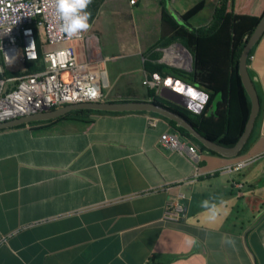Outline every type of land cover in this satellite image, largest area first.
Here are the masks:
<instances>
[{
	"label": "crops",
	"instance_id": "0c3cea01",
	"mask_svg": "<svg viewBox=\"0 0 264 264\" xmlns=\"http://www.w3.org/2000/svg\"><path fill=\"white\" fill-rule=\"evenodd\" d=\"M196 1L92 2L85 35L101 59L103 100L149 99L137 87L153 74L145 62L180 56L172 43L159 44L166 40L159 39L161 7L179 21ZM202 1L188 20L192 27L204 26L218 2ZM232 9L259 16L264 0H232ZM105 27L136 36L137 46L119 65L113 64L123 54L101 42L98 30ZM246 68L259 110L253 140L234 157L204 152L180 134L177 149L161 147L160 134L175 129L160 117L149 125L156 117L149 113H94L91 120L0 129V264H264V31ZM189 144L195 158L185 150ZM242 159L250 162L232 169ZM169 200L185 206L184 219H163Z\"/></svg>",
	"mask_w": 264,
	"mask_h": 264
},
{
	"label": "built area",
	"instance_id": "2783aa9c",
	"mask_svg": "<svg viewBox=\"0 0 264 264\" xmlns=\"http://www.w3.org/2000/svg\"><path fill=\"white\" fill-rule=\"evenodd\" d=\"M59 25L52 0H0V122L67 103L101 100V59L94 55L84 32L69 38L59 31ZM176 60L180 67L189 68L188 54ZM27 63L35 68L28 70ZM166 79L153 73L141 83L156 92L161 86L180 92ZM194 91L197 98L181 93L189 96L186 108L197 111L206 94ZM157 118H148L147 123L153 125ZM177 134L175 130L160 134L161 147L177 149L181 143ZM185 150L191 158L196 157L194 145H186ZM249 162L239 160L232 169L238 170ZM185 211L182 203L169 200L162 217L179 221L184 219Z\"/></svg>",
	"mask_w": 264,
	"mask_h": 264
},
{
	"label": "trees",
	"instance_id": "16d2710c",
	"mask_svg": "<svg viewBox=\"0 0 264 264\" xmlns=\"http://www.w3.org/2000/svg\"><path fill=\"white\" fill-rule=\"evenodd\" d=\"M228 3H230L229 8ZM202 6V0L196 1L178 14L179 21L174 19L163 5L160 12L159 39L163 40L166 38V40L164 43L159 42V44L161 46L167 45L170 41H178L182 44L191 54V70L187 72L161 63L153 65L147 63L144 65L150 73H156L161 77L172 76L187 85L202 90L206 94V99L201 108L197 111H192L175 104L160 97L153 88H146V98L179 114L205 138L224 146H231L242 132L250 106L249 99L238 75L237 59L242 45L255 27L264 9L259 16L235 13L232 9V0H218L209 21L204 26H190L188 20ZM254 45L248 52L246 67L248 66L249 56L252 55ZM27 67L30 71L35 68L32 63H27ZM217 95L219 96L213 104ZM125 100L134 99H120L119 101ZM94 113L104 112L90 109H75L55 119L30 122L28 124L50 123L60 118L91 120V114ZM149 114L160 117L154 113ZM160 118L166 120L180 135L195 141L185 129L175 125L173 121L163 117ZM254 134L253 125L251 133L241 147L238 155L245 152L253 140ZM199 147L204 152L216 154L201 145Z\"/></svg>",
	"mask_w": 264,
	"mask_h": 264
},
{
	"label": "water",
	"instance_id": "95a60500",
	"mask_svg": "<svg viewBox=\"0 0 264 264\" xmlns=\"http://www.w3.org/2000/svg\"><path fill=\"white\" fill-rule=\"evenodd\" d=\"M263 31H264V12L262 13L261 17L259 18L258 22L256 23L255 27L253 28L249 36L246 38L237 59L238 75L240 77V81L243 86V89L249 99L250 106H249V113L245 121L244 127L242 129V132L237 138V140L234 142V144L231 146H224L218 144L215 141L205 138L204 136L199 134L192 127V125L189 122H187L183 117H181L179 114L149 100H125V101L98 100V101L67 103L65 105L56 108L42 110L40 112H35L28 115H23L20 117L2 121L0 122V129L16 126L20 124H28L30 122L48 121L50 119H55L59 116H62L65 113L75 109H90V110L102 111V112L154 113L160 117L173 121L175 125L185 129L187 133L198 143V145H201L223 157L237 156L241 147L247 141L251 133V130L254 125V121L256 119L259 110L258 96L253 86L252 79L250 78L247 72L246 58L250 48L257 42L259 37L262 35ZM178 68L180 67L178 66ZM188 69L190 70L191 66H189ZM170 79L174 85L175 83H177L185 88H189V85L178 79H175L173 77H171ZM157 94L160 97L183 107H187L188 103L190 102V100L185 95L175 90H172L170 87L167 86H161L158 89Z\"/></svg>",
	"mask_w": 264,
	"mask_h": 264
},
{
	"label": "clouds",
	"instance_id": "9594fccd",
	"mask_svg": "<svg viewBox=\"0 0 264 264\" xmlns=\"http://www.w3.org/2000/svg\"><path fill=\"white\" fill-rule=\"evenodd\" d=\"M92 2L93 0H52L57 19L60 22L59 31L69 38L87 32L91 27L89 23L91 13L87 9ZM5 58L8 63H11L8 55L5 54ZM189 88L196 90L190 85ZM203 206L206 208L209 207V202L204 201ZM216 216L215 205H212L210 219L215 220Z\"/></svg>",
	"mask_w": 264,
	"mask_h": 264
},
{
	"label": "rangeland",
	"instance_id": "374dc122",
	"mask_svg": "<svg viewBox=\"0 0 264 264\" xmlns=\"http://www.w3.org/2000/svg\"><path fill=\"white\" fill-rule=\"evenodd\" d=\"M195 21H196V19L193 18V23ZM115 31L118 32L117 30H115ZM126 31L127 30H124L121 33L118 32L119 34H116V33H113L110 30H107L106 27L103 28V29H101V30H98V32H99V34L101 36V42L104 43V45H106V49H109V50L111 49L113 52H121V54H123L120 57L121 59L119 61L115 62L113 65H119V63L125 62L128 59L127 57L128 56H131V54L126 53L127 49L128 50H132V49L134 50V48L137 46L136 45V36L135 35L130 36V35L127 34ZM173 42L174 43H179L178 41H170L169 43H172L171 45H169L170 46V49H177L176 48L177 46L173 45L174 44ZM182 47H184V46H182ZM133 50H132V52H133ZM162 56H164L163 55V52H162L161 57ZM161 57H160V59H161ZM177 62L178 61L176 59L173 60L172 62H166V61L161 60V63L169 64V65H171V67H174V68H176V67L179 66V64H176ZM145 64H147V62H145ZM117 84L118 83H116V85ZM137 87L140 88V89H142V90H145L146 89L140 83L137 84ZM113 90H114V92H116L117 91V88H114ZM103 99L104 98H103V95H102L101 100H103Z\"/></svg>",
	"mask_w": 264,
	"mask_h": 264
},
{
	"label": "bare ground",
	"instance_id": "6f19581e",
	"mask_svg": "<svg viewBox=\"0 0 264 264\" xmlns=\"http://www.w3.org/2000/svg\"><path fill=\"white\" fill-rule=\"evenodd\" d=\"M177 49H175L176 51H178L179 52V54L181 55V56H185V57H187V54H188V52H187V50H185L183 47H181V46H177L176 47ZM170 51H172V50H170ZM167 57V56H166ZM164 60H166V61H170V62H172L174 59H173V57H167L166 59L164 58ZM179 62H177V64H178ZM166 83L167 84H171V85H174L172 82H171V79L170 78H167L166 79ZM178 91H180V93L181 92H185V93H187V95H190V97H198L197 96V93L194 91V90H192V89H189V88H185V87H183V86H181V85H179V84H177V83H175V86H174Z\"/></svg>",
	"mask_w": 264,
	"mask_h": 264
}]
</instances>
